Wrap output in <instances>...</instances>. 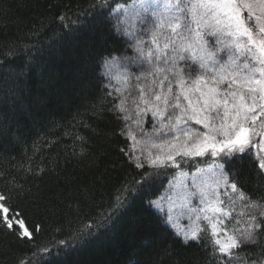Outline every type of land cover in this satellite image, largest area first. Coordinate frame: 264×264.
Wrapping results in <instances>:
<instances>
[{"label":"snow or ice","instance_id":"1","mask_svg":"<svg viewBox=\"0 0 264 264\" xmlns=\"http://www.w3.org/2000/svg\"><path fill=\"white\" fill-rule=\"evenodd\" d=\"M125 5L127 0L98 5L115 13L111 29L123 38L121 54L104 57L101 74L108 80L105 88H111L106 95L113 97L109 111L118 122V135L131 142L120 151L142 171L133 188L120 189L96 226L110 223L126 206L128 194L159 192L160 177L175 176L170 169L183 174L181 166L191 162L196 172L179 199L193 225L185 229L177 224L171 182L149 205L164 213V223L183 245H198L210 235L229 264L234 259L264 264V0H165L163 11L158 0ZM115 67L124 69L123 88L112 85ZM23 75L21 71L17 78ZM18 104L22 96L15 83L0 90V109L14 111ZM13 126L0 110V137L10 135ZM246 164L247 172L259 179L255 188L245 176ZM21 193L23 188L16 200ZM237 202L245 219L243 224L235 219L230 228L226 221L233 218ZM201 220L207 221L203 228ZM93 230L92 224L83 225L71 238L49 246L42 242L43 223L29 219L11 193L0 191V231L32 249V259L19 264H42L43 256L59 255ZM247 246L256 250L240 251Z\"/></svg>","mask_w":264,"mask_h":264},{"label":"trees","instance_id":"2","mask_svg":"<svg viewBox=\"0 0 264 264\" xmlns=\"http://www.w3.org/2000/svg\"><path fill=\"white\" fill-rule=\"evenodd\" d=\"M100 2L0 0V90L15 83L22 96L14 111L0 109L14 125L10 135L0 137V191L11 193L29 219L43 223V243L69 239L83 225H93L91 235L59 255L43 256L42 264H229L210 235L185 246L149 205L167 188L171 174L159 178V192L128 194L126 206L111 222L96 226L120 189L133 188L142 171L121 153L131 142L118 135V122L109 111L113 97L106 95L110 90L101 63L109 53L121 54L123 38L111 29L114 13L99 7ZM21 71L24 75L17 78ZM181 167L196 170L191 162ZM248 167L245 176L255 188L259 179ZM21 188L22 199L16 200ZM255 250L247 246L240 251ZM31 251L0 231V264L32 259Z\"/></svg>","mask_w":264,"mask_h":264},{"label":"rangeland","instance_id":"3","mask_svg":"<svg viewBox=\"0 0 264 264\" xmlns=\"http://www.w3.org/2000/svg\"><path fill=\"white\" fill-rule=\"evenodd\" d=\"M132 3H130V4H132ZM130 4H128V5H130ZM125 6H127V5H125ZM164 7H165V0H158V10L163 11ZM114 16H115V13L113 14V17ZM113 22L115 23L114 19H113ZM149 38H150L149 36H145L144 37V39L146 41L149 40ZM162 43H163V38H161V44ZM146 46H148V45H146ZM123 72H124V69L119 68V67H115V68L112 69V73H111L112 76H113L112 85H114L116 87H121V88L124 87V82H123V77H122V73ZM118 77L120 78L119 81L117 80ZM105 79H106V84H107L108 80H107L106 77H105ZM109 90L111 91V88H109ZM145 127H147V125H145ZM138 147H139V145H138ZM205 167H207V165H205V166H203L201 168H205ZM195 172H196V170L193 171V172L183 171V174L181 172H178L173 177V179H171V181H170L173 184V188L171 190V195L173 196V198L176 199V207H174V209H173V215L176 216V218H177L176 222L179 225V227H182V228H185V229L191 227L193 225V221L188 219L187 212L180 206L181 205V201L179 199V195L183 191V187H184L185 183L188 185V187H191V177H192V175ZM168 187H169V184H168L167 188ZM194 203H196V202L194 201ZM166 210L167 209L165 208V211ZM241 210H242L241 202H237L236 211L233 213V218L226 221V223L228 224V226L230 228L233 226L235 219H239L241 221V224H243L245 217L239 216V213H240ZM159 212L162 215H164V213H162L161 211H159ZM182 212L184 213L183 215H181ZM199 223H200V226L203 228L205 226V224L207 223V221L201 220ZM220 238L223 239L224 237L221 236Z\"/></svg>","mask_w":264,"mask_h":264}]
</instances>
